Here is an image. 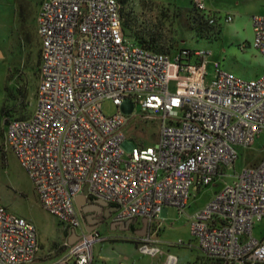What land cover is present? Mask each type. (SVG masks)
Returning a JSON list of instances; mask_svg holds the SVG:
<instances>
[{"label": "built area", "instance_id": "2783aa9c", "mask_svg": "<svg viewBox=\"0 0 264 264\" xmlns=\"http://www.w3.org/2000/svg\"><path fill=\"white\" fill-rule=\"evenodd\" d=\"M195 8L205 12L202 0ZM36 24L35 110L6 125L4 143L41 208L79 232L72 245L64 244L57 264H92V247L102 241L84 230L74 204L85 187L88 198L116 208L115 222L144 219L147 231H156L164 211L182 214L191 190L206 188L233 167L238 149L249 148L264 131V72L246 80L211 63L210 50L183 49L172 61L134 44L122 31L119 0H42ZM252 27L253 48L264 56V16H253ZM106 100L117 108L110 117L101 112ZM135 107L160 115L159 135L154 146L127 151L124 129ZM262 220L264 148L258 164L191 215L189 229L207 260L264 264V237L252 236ZM141 241V253L161 255L148 236ZM38 251L35 226L0 206V264H34ZM176 263L167 255L162 264Z\"/></svg>", "mask_w": 264, "mask_h": 264}, {"label": "rangeland", "instance_id": "374dc122", "mask_svg": "<svg viewBox=\"0 0 264 264\" xmlns=\"http://www.w3.org/2000/svg\"><path fill=\"white\" fill-rule=\"evenodd\" d=\"M40 3L41 0H0V144L3 146L0 206L35 226L40 245L34 264H57L62 258L57 257L56 246L61 237L59 221L41 208L29 176L4 143L5 120L19 118L21 113H27L29 118L35 110L39 82L37 54L40 52L36 18ZM121 3L126 21L134 27L154 31L164 47L171 46L168 55L172 61L183 49L210 50L213 56L209 61L219 62L226 74L253 80L264 72V57L251 46L253 28L250 24L251 16H264V0H240V6L228 10L232 22L219 24L220 35L213 41L208 28L204 27L201 37L191 31L187 12L195 8V3L191 4L190 0H121ZM207 72L210 79L212 65L207 66ZM176 84L171 81V91H175ZM101 112L110 117L117 113V108L106 100L101 104ZM159 126L160 115L150 116L135 107L124 129L125 149L154 146ZM263 148L264 131L249 148L238 149L239 156L233 167L224 169L206 188L198 192L191 190L189 206L182 214L170 208L163 227L147 231L144 237H149L151 247L158 248L161 255L152 257L141 253L139 247L143 237L114 230L111 217L96 229L102 241L92 247V264H162L167 255L177 258L176 264H216L210 260L205 262L198 250L197 241L190 233L189 217L232 184L244 168L258 164ZM252 236L257 240L264 237V220L255 224Z\"/></svg>", "mask_w": 264, "mask_h": 264}, {"label": "trees", "instance_id": "16d2710c", "mask_svg": "<svg viewBox=\"0 0 264 264\" xmlns=\"http://www.w3.org/2000/svg\"><path fill=\"white\" fill-rule=\"evenodd\" d=\"M120 5V17L122 21V31L124 35L129 38L134 44H137L141 47H144L148 50L156 51V52H163L165 54H169L171 51V46L164 47L160 41L157 35L154 34V31H147L146 28H137L132 23H130L128 20H125V16L123 14L122 9V3L121 0H119ZM188 23L192 26L191 31H195V34L197 33L198 37L200 36V33L204 31V27L208 28V33H210L211 40H215L220 35V26L217 22H215L213 25L209 24V17H213L216 19V16L210 13L200 12L196 8H193L191 10H188ZM127 19V18H126ZM37 66L39 69L40 66V52L37 54ZM20 94V93H19ZM21 96V94H20ZM27 113H21V116L19 118H15L12 120H5L4 125L6 126L10 121L13 120H24L27 119ZM2 147L0 144V153L2 152ZM209 260L205 259V262H208ZM213 263V262H212ZM210 264V263H209Z\"/></svg>", "mask_w": 264, "mask_h": 264}, {"label": "crops", "instance_id": "0c3cea01", "mask_svg": "<svg viewBox=\"0 0 264 264\" xmlns=\"http://www.w3.org/2000/svg\"><path fill=\"white\" fill-rule=\"evenodd\" d=\"M195 2H196V0H190L191 4H194ZM202 3L204 4V7H205V13H210V14H213V15L216 16V22L218 23V25L221 24L222 22L223 23L225 22V17L226 16H231L232 17L231 13L228 12L229 9L233 10V8H235L237 6H240V0H202ZM253 16H255V15H253ZM253 16H251V20H250V24L251 25H252V17ZM232 20H233V18H232ZM232 20L230 22H232ZM230 22H228V23H230ZM252 44H253V40H252V43H251V46L253 48ZM258 54H260V53H258ZM261 56H263V55H261ZM263 71H264V69H263ZM261 74H259L258 77ZM246 80H251V79H246ZM85 208L86 209H93L92 203H89ZM168 211H169V209L164 211L162 213V215H161L160 226H162V227H163L164 220H166L168 218ZM89 217L91 218L93 216H89ZM189 221H190V217H189ZM90 222L93 223L91 220H90ZM59 224L61 226V233H60L61 237H60V243L58 245H56L58 247L57 248V252H58L57 257L58 258L61 257V256L63 257L64 254H65V252H63V251L66 250L63 247L64 244L70 245V243H73V241L75 240V236L73 235V233L71 231L66 230L64 228V226L60 222H59ZM112 226H113V229L116 230L113 224H112ZM76 233L78 234L79 232H76ZM38 245H40L39 241H38Z\"/></svg>", "mask_w": 264, "mask_h": 264}, {"label": "flooded vegetation", "instance_id": "af4514ba", "mask_svg": "<svg viewBox=\"0 0 264 264\" xmlns=\"http://www.w3.org/2000/svg\"><path fill=\"white\" fill-rule=\"evenodd\" d=\"M88 200L93 203L94 201H96L95 199H91L88 198ZM94 208V212L95 214L93 215V217H89L88 219L91 220L93 223L91 225H88L89 229H92L93 227H95V229H93L91 232H96V229L99 227L100 224H102L105 220L107 219H111L112 217V224L114 225L115 229H119L122 232L125 233H130L133 236L139 237L137 234L140 233V231L142 230L143 226H142V219H132L129 221H122V222H115L114 221V213L109 210V208H115L112 205H108V209H100L98 207H96L95 205H93ZM81 220V218H80ZM124 222H130V224L128 226H125L123 223ZM81 224L82 227L85 230L84 224L81 220ZM146 234H147V228H146Z\"/></svg>", "mask_w": 264, "mask_h": 264}, {"label": "water", "instance_id": "95a60500", "mask_svg": "<svg viewBox=\"0 0 264 264\" xmlns=\"http://www.w3.org/2000/svg\"><path fill=\"white\" fill-rule=\"evenodd\" d=\"M91 203L89 200H88V197H87V188L85 187L82 191L81 194H79L75 199H74V204H75V207L79 213V216L84 224V227H85V231L87 233H90L93 229H95V227H93L92 229H89L88 228V225H91L92 223L90 222V220L88 219L89 216H93L95 214L94 212V208L93 209H86L85 207ZM92 205H95L96 207L100 208V209H108V204L105 203V202H102V201H99V200H96L92 203ZM110 211L112 212H115L116 211V208H109ZM142 223V230L140 231V233H138L137 235L139 237H144L146 236V228H147V222L146 220H142L141 221ZM125 226H128L130 224V222H124L123 223ZM73 235L75 236V240L76 241L78 239V236L76 235V233L73 231L72 232ZM73 241V243H74ZM73 243H70V245H72Z\"/></svg>", "mask_w": 264, "mask_h": 264}]
</instances>
